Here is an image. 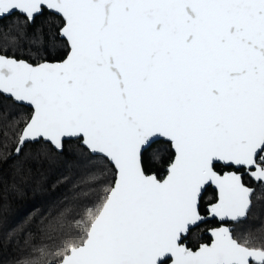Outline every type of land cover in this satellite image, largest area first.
Returning <instances> with one entry per match:
<instances>
[{
    "label": "snow or ice",
    "instance_id": "snow-or-ice-1",
    "mask_svg": "<svg viewBox=\"0 0 264 264\" xmlns=\"http://www.w3.org/2000/svg\"><path fill=\"white\" fill-rule=\"evenodd\" d=\"M12 16L0 52L43 43L28 28L45 16L63 47L36 63L0 54V94L31 107L9 124L15 156L75 139L111 165L15 264H264V223L236 234L254 206L243 177L264 184V0H0V22ZM158 142L163 178L146 166ZM209 220L211 242L189 246Z\"/></svg>",
    "mask_w": 264,
    "mask_h": 264
},
{
    "label": "trees",
    "instance_id": "trees-1",
    "mask_svg": "<svg viewBox=\"0 0 264 264\" xmlns=\"http://www.w3.org/2000/svg\"><path fill=\"white\" fill-rule=\"evenodd\" d=\"M18 20L16 16L9 17L0 22V29L6 30ZM39 31L43 32V43L24 42L21 48L9 47L7 53L0 54L14 55L31 63L40 62L41 56L50 61L61 59L63 47L59 40L50 39L55 26L49 17L39 18L28 28L29 35ZM30 114V109L0 95V264H15L17 258L30 251L32 245L50 243L47 235L55 236L56 233L42 231L49 221L54 222L65 209L71 208L75 213L84 203L93 202L96 196L89 192L92 185L84 183L91 173L103 170L111 178V165L102 164L91 157L82 150L78 141L65 142L61 153L53 150L46 158H37V146L29 145L24 148L20 157L10 159L15 149L16 134L9 124L13 119ZM4 132L8 135L5 136ZM152 151L159 159L153 158L150 153V162L146 165L149 174L155 172L158 177L163 178L171 150L166 144L158 142ZM243 181L254 187L255 196L248 221L236 228L238 237L246 235L251 225L264 223V185H255L249 178ZM207 195L212 194H205L203 199ZM41 220L44 224H41ZM29 233L32 234V239L26 245ZM198 235L200 237L197 241H193L191 234L189 235V246L196 247L207 239L203 233Z\"/></svg>",
    "mask_w": 264,
    "mask_h": 264
},
{
    "label": "flooded vegetation",
    "instance_id": "flooded-vegetation-1",
    "mask_svg": "<svg viewBox=\"0 0 264 264\" xmlns=\"http://www.w3.org/2000/svg\"><path fill=\"white\" fill-rule=\"evenodd\" d=\"M227 170H229V169H225V171H227ZM246 178H249L250 179V177L249 176H247V175H245L244 177H243V180L244 179H246ZM251 180V179H250ZM251 182L253 183V184H255L252 180H251ZM246 185V184H245ZM256 185V184H255ZM248 186V185H247ZM248 187H251V186H248ZM252 188H254V187H252ZM209 194V193H211L212 195H207V197H212V196H214V199H215V191L212 189V188H209V190L208 191H206L204 194H203V197L205 196V194ZM207 197L206 198H202V201H201V208H202V211H204L205 209H206V206H207V204H208V201H209V199L207 200ZM214 199H211V200H214ZM216 226H218L217 225V222L215 221V220H213V221H209L207 224H204V225H201V228H202V233L204 234V236H206L205 235V233H206V231H208V229L209 228H212V227H216ZM200 228V229H201ZM207 237V239L206 240H203L202 242H200V243H210V238L208 237V236H206ZM202 238V237H201ZM201 238H200V240H201ZM187 243H188V241H187ZM199 243V244H200ZM198 244V245H199ZM197 247V246H196Z\"/></svg>",
    "mask_w": 264,
    "mask_h": 264
},
{
    "label": "water",
    "instance_id": "water-1",
    "mask_svg": "<svg viewBox=\"0 0 264 264\" xmlns=\"http://www.w3.org/2000/svg\"><path fill=\"white\" fill-rule=\"evenodd\" d=\"M1 96H3L4 98H7V99H10V100H12L10 97H8L7 95H3V94H0ZM13 101V100H12ZM15 104H18L17 102H15V101H13ZM18 105H21V104H18ZM21 106H24V107H26V108H28V109H30L31 110V107L30 106H27V105H21ZM76 141L75 139H66V141L65 142H67V141ZM56 151V150H55ZM56 152H58V153H61L62 151H56ZM14 157H16L15 156V153H14V151H13V153H12V155L10 156V159H12V158H14ZM167 168V167H166ZM166 168L164 169L165 170V175H164V177L167 175V172H166ZM250 179L256 184V185H259L260 183H258V182H256V181H254L251 177H250ZM261 185H264V184H261ZM247 186V185H246ZM252 188V187H251ZM213 189V188H212ZM254 189V188H253ZM214 190V189H213ZM209 221H213V220H209ZM205 235L206 236H208L209 238H210V242H211V235H210V232L209 231H206V233H205Z\"/></svg>",
    "mask_w": 264,
    "mask_h": 264
},
{
    "label": "rangeland",
    "instance_id": "rangeland-1",
    "mask_svg": "<svg viewBox=\"0 0 264 264\" xmlns=\"http://www.w3.org/2000/svg\"><path fill=\"white\" fill-rule=\"evenodd\" d=\"M210 200L211 199V197L209 196V197H207V200ZM199 233H202V228L201 229H199V230H196L195 232H193V234H191V236H190V238L192 239L193 238V241L195 240V241H197L198 239H199ZM193 235V236H192ZM195 244V243H194Z\"/></svg>",
    "mask_w": 264,
    "mask_h": 264
}]
</instances>
